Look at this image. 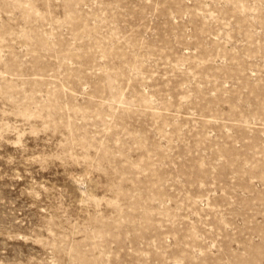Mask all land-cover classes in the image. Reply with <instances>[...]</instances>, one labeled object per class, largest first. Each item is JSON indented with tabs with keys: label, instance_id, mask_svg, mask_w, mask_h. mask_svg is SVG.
<instances>
[{
	"label": "rangeland",
	"instance_id": "obj_1",
	"mask_svg": "<svg viewBox=\"0 0 264 264\" xmlns=\"http://www.w3.org/2000/svg\"><path fill=\"white\" fill-rule=\"evenodd\" d=\"M0 264H264V0H0Z\"/></svg>",
	"mask_w": 264,
	"mask_h": 264
}]
</instances>
